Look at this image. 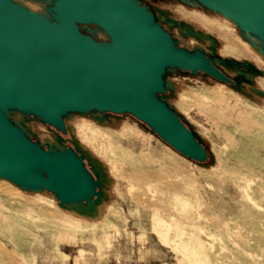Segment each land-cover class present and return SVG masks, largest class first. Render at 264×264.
<instances>
[{"label": "rangeland", "instance_id": "1", "mask_svg": "<svg viewBox=\"0 0 264 264\" xmlns=\"http://www.w3.org/2000/svg\"><path fill=\"white\" fill-rule=\"evenodd\" d=\"M45 1H39L43 10L30 8L45 12ZM142 1L181 46L250 61L262 73L231 84L204 73L168 72L164 98L206 146L205 162L181 154L130 114L72 113L63 136L34 116L14 113L35 141L76 142L93 170L91 157L102 164L105 180L97 214L86 217L58 205L50 191L0 178V264H264V56L253 44L258 39L200 2ZM180 24L203 37L185 35ZM242 40L253 52L235 47ZM218 64L228 76H242Z\"/></svg>", "mask_w": 264, "mask_h": 264}, {"label": "water", "instance_id": "2", "mask_svg": "<svg viewBox=\"0 0 264 264\" xmlns=\"http://www.w3.org/2000/svg\"><path fill=\"white\" fill-rule=\"evenodd\" d=\"M193 1L233 20L248 39L257 38L253 44L264 56V0ZM45 2L46 11L39 12L0 0V178L50 191L61 205L98 203V171L87 167L76 142L60 147L35 141L14 113L62 132L72 113L130 114L181 154L205 162L206 146L164 98L168 72L204 73L231 84L262 73L253 62L181 46L142 0ZM182 30L203 37L192 27ZM101 36L110 41H98ZM218 63L242 76L230 78Z\"/></svg>", "mask_w": 264, "mask_h": 264}, {"label": "bare ground", "instance_id": "3", "mask_svg": "<svg viewBox=\"0 0 264 264\" xmlns=\"http://www.w3.org/2000/svg\"><path fill=\"white\" fill-rule=\"evenodd\" d=\"M17 1H19L20 3H22L23 5H25V6L29 7V8L30 7H34L37 10H43L44 9V5L42 4V2H39V1H36V2H32L31 0H17ZM188 18H190V16ZM205 23H206L207 26L211 25V26H214L215 28H218L219 30L223 29V26H221L220 24H217L215 22H211L209 20H205ZM185 31L187 32V30H185ZM233 46H235V45H233ZM235 47H238L239 49L241 48L242 51L244 50V51L253 52L252 48L250 47V45L246 41H243V40L240 41V43H238V45H236ZM259 58L260 57H255V59H259ZM91 160L96 165V169H97V171H98V173L100 175L101 181H104L105 180V171H104V168H103L102 164L100 162H98L97 160H95L93 157H91ZM36 201H37V199H34V198L31 199L32 203H34ZM58 205L67 207V208H69V210H71L73 212H78V213H80V214H82V215H84L86 217H92V216H95L97 214V205L94 202H89L87 204L86 203H71V204H66V205H61L60 203H58ZM160 224L161 223H158L157 225H155V229L158 231V233L162 237L166 238L167 237V235H166L167 231L164 233V231L162 229H158L159 226H161ZM168 229H170V228H168ZM167 240L168 239H166V241Z\"/></svg>", "mask_w": 264, "mask_h": 264}, {"label": "flooded vegetation", "instance_id": "4", "mask_svg": "<svg viewBox=\"0 0 264 264\" xmlns=\"http://www.w3.org/2000/svg\"><path fill=\"white\" fill-rule=\"evenodd\" d=\"M34 1H45V0H34ZM82 27H83V25H81ZM91 27H94L95 25H90ZM84 33H87V29L86 30H84ZM97 37V36H96ZM97 40L98 41H110V40H105L102 36L100 37V38H97ZM180 70V69H179ZM182 71V70H181ZM230 77V76H229ZM230 78H232V77H230ZM232 79H234V78H232ZM168 92V91H167ZM166 92V93H167ZM165 93V94H166ZM94 111H96V110H94ZM90 112H92V111H90ZM77 113H81V112H77ZM83 113H87V112H83ZM104 113H113V112H104ZM113 114H116V113H113ZM49 126H51V125H49ZM53 127V126H52ZM54 128V127H53ZM54 129H56V128H54ZM57 130V129H56ZM63 136H67L68 135V131H69V129H68V123L66 122V132H62V131H60V130H58ZM72 146V145H71ZM86 161V160H85ZM86 165H87V167L89 168V169H91V167L88 165V163H87V161H86ZM100 188L99 187H97L96 188V190H99Z\"/></svg>", "mask_w": 264, "mask_h": 264}]
</instances>
